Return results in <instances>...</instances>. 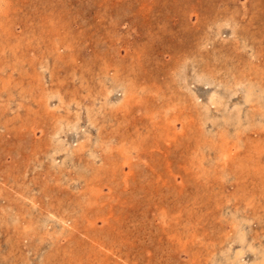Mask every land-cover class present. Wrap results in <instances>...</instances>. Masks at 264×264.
I'll return each instance as SVG.
<instances>
[{"label":"rangeland","instance_id":"1","mask_svg":"<svg viewBox=\"0 0 264 264\" xmlns=\"http://www.w3.org/2000/svg\"><path fill=\"white\" fill-rule=\"evenodd\" d=\"M0 264H264V0H0Z\"/></svg>","mask_w":264,"mask_h":264},{"label":"bare ground","instance_id":"2","mask_svg":"<svg viewBox=\"0 0 264 264\" xmlns=\"http://www.w3.org/2000/svg\"><path fill=\"white\" fill-rule=\"evenodd\" d=\"M181 47V46H180ZM179 48V47H178ZM202 73V72H201ZM198 75V74H197ZM56 168V167H55ZM241 228V227H240ZM242 239V238H241Z\"/></svg>","mask_w":264,"mask_h":264}]
</instances>
